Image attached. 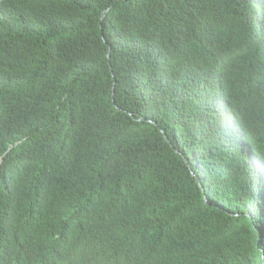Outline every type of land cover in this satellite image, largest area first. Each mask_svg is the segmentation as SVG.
Returning <instances> with one entry per match:
<instances>
[{"label": "trees", "instance_id": "16d2710c", "mask_svg": "<svg viewBox=\"0 0 264 264\" xmlns=\"http://www.w3.org/2000/svg\"><path fill=\"white\" fill-rule=\"evenodd\" d=\"M6 26L34 52L30 73L50 74L39 118L61 149L48 133L18 145L0 211L88 208L79 248L93 227L137 223L98 245L154 264H264V0H2ZM10 102L0 80V148L19 132ZM28 230L9 231L10 264H44Z\"/></svg>", "mask_w": 264, "mask_h": 264}, {"label": "clouds", "instance_id": "9594fccd", "mask_svg": "<svg viewBox=\"0 0 264 264\" xmlns=\"http://www.w3.org/2000/svg\"><path fill=\"white\" fill-rule=\"evenodd\" d=\"M2 0H0L1 5ZM12 27L6 26L0 30L2 35H7V41L0 46V80L10 86V89L18 100V108L10 102L11 115L15 112L19 132L16 138L6 147L0 148V176L4 169L15 172L24 166L26 156L24 147L18 145L28 139L48 133L52 140L47 145L56 151L61 149L59 141L52 125H41L43 121L39 114L51 109L40 102L50 85V74L44 72L39 75L31 74L36 64L35 54L28 48H22L21 33L15 34ZM12 101V100H10ZM16 167V169H14ZM264 176V172H263ZM0 177V181H1ZM39 198V195H36ZM34 211L25 213L22 204L16 203L6 206L0 211V226L3 225V236L0 239V264H10L9 247L13 245L9 231L14 230V236L18 232L27 229H35L39 244L44 249L42 262L44 264H154L132 248L118 250H103L99 243L112 236H120L126 240L140 236L143 232L141 226L134 222L124 223L120 227V234H108L107 226L100 232L99 228L93 227L88 234V247L79 248L72 242V230L83 232V228L90 224L92 216L88 208L80 207L72 214L66 215L60 220L36 217ZM109 216V215H108ZM87 220V222H81ZM28 230V231H29ZM58 236H63L61 242H57ZM78 252V255H75ZM75 256V257H74Z\"/></svg>", "mask_w": 264, "mask_h": 264}, {"label": "bare ground", "instance_id": "6f19581e", "mask_svg": "<svg viewBox=\"0 0 264 264\" xmlns=\"http://www.w3.org/2000/svg\"><path fill=\"white\" fill-rule=\"evenodd\" d=\"M241 132V131H240ZM34 164V163H33ZM3 235H2V233H1V237H2ZM75 255H78V252H75Z\"/></svg>", "mask_w": 264, "mask_h": 264}, {"label": "water", "instance_id": "95a60500", "mask_svg": "<svg viewBox=\"0 0 264 264\" xmlns=\"http://www.w3.org/2000/svg\"><path fill=\"white\" fill-rule=\"evenodd\" d=\"M2 227H3V225H2ZM75 257V256H74Z\"/></svg>", "mask_w": 264, "mask_h": 264}]
</instances>
